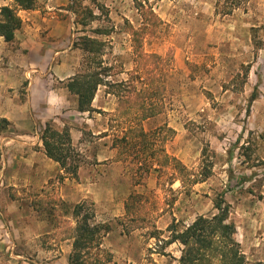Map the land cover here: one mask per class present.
<instances>
[{"label": "rangeland", "instance_id": "rangeland-1", "mask_svg": "<svg viewBox=\"0 0 264 264\" xmlns=\"http://www.w3.org/2000/svg\"><path fill=\"white\" fill-rule=\"evenodd\" d=\"M232 1L37 0L41 24L8 47L21 49L22 83L0 97L27 107L35 81L38 97L51 92L52 115L64 102L52 120L60 132L82 131L72 138L80 167L73 176L57 164L49 192L9 188L51 231L0 247V264H68L76 220L63 204L79 203L111 226L101 245L105 264H179L182 246L168 244L169 227L212 216L222 194L247 264H264V0H240L226 14ZM86 37L102 42L103 84L93 111L79 115L65 86L94 66L82 49ZM66 118L70 124L62 126ZM12 127L0 131V195L4 144L30 140ZM41 127L35 119L34 128ZM74 195L81 201H70ZM1 221L10 228L0 207Z\"/></svg>", "mask_w": 264, "mask_h": 264}, {"label": "trees", "instance_id": "trees-1", "mask_svg": "<svg viewBox=\"0 0 264 264\" xmlns=\"http://www.w3.org/2000/svg\"><path fill=\"white\" fill-rule=\"evenodd\" d=\"M12 1V6L0 8V36L7 44L15 43L16 33L22 27L19 11H32L37 7V0ZM240 2V0H233L226 14L239 7ZM82 49L93 61L94 66L69 78L65 87L76 97L77 110L85 113L93 111L92 104L97 90L103 84L101 72L97 71L100 68L98 60L102 52V42L86 37L83 39ZM255 99L256 94H253L251 102ZM7 125L9 121L1 119L0 131ZM40 139L45 154L58 163L62 170L76 176L80 162L76 157L70 131L64 129L60 132L51 125V122H47L42 128ZM165 158L167 163L174 161L167 155ZM245 179L246 177H241L239 184L244 185ZM40 202L42 203L39 201V204ZM63 205L68 207L66 214H70L76 220V226L72 229L73 248L68 256V264H105L103 262L105 252L101 245L111 231V226L96 222L94 210L85 203L74 206ZM54 207L52 206L51 210H54ZM214 208L216 213L212 216H198L182 229L177 228L176 223L169 227L168 244L179 243L182 246L179 264H247L246 255L236 237L237 227L230 217L232 206L224 194L215 199ZM110 262L109 259L108 263ZM16 264L40 263L31 258H24L18 260Z\"/></svg>", "mask_w": 264, "mask_h": 264}, {"label": "crops", "instance_id": "crops-1", "mask_svg": "<svg viewBox=\"0 0 264 264\" xmlns=\"http://www.w3.org/2000/svg\"><path fill=\"white\" fill-rule=\"evenodd\" d=\"M12 5V0H0V8ZM36 13V10L19 11V16L22 19V27L16 33L15 43L20 40L22 30L27 31L30 30L29 28L36 26V24H41V20H36L38 17V14ZM42 19L43 21H46V18ZM20 46H22V43H20ZM8 47L9 44H7L0 36V90L4 91H6L8 87H19L22 83L19 82L17 76V74L21 71L17 64L21 61V58L18 61V53L21 49L12 51L9 50ZM8 60L12 63L7 64L6 61ZM34 85L35 81H33L30 88L29 104L27 107L14 97L10 98L5 94L0 97V119H6L9 123L12 122L15 124L18 128L15 129V127H12L14 129L13 132H15L22 139L23 137L30 138V140H22L17 143L12 139H8V141L4 144L7 170L4 176V181H2L3 190L0 195V207L4 212V216L7 219V223L10 228L4 229V223L1 221V248H16L20 245L19 243L25 235L33 236L32 234H34L36 239H39L42 234H48L51 231L46 220L38 222L31 208L25 209L24 204L21 206V204L17 200L11 198L8 193L10 187L16 188L17 190L25 188V192L27 193L37 191L41 192L42 189H47L49 192L50 182L55 178L57 173L58 163L50 159L45 154L42 141L40 139L41 134H39V132L42 131L43 126H45V123L47 122H51V125L55 129H60L56 127V124L52 119L56 115L63 112L65 104L63 102V104L59 107V111L52 115L51 112L54 107L52 106L53 101L50 100L52 99V96L49 97L51 92H47L45 97L40 98L36 95V93H34ZM52 91L55 92V90ZM71 107V111L73 113H78L79 115L85 114L77 110V100H74L73 106ZM35 119L42 125V127L38 130L34 128ZM78 119L81 120V118L75 116L73 120L75 123H78ZM66 124H70V120L67 118L64 121H61L62 126H65ZM79 133L82 134V131L79 129H77L74 133L73 130L70 131L71 138L75 140L77 137L76 135H79ZM99 133L100 132H98V134ZM79 175L81 176L82 174L79 173ZM63 197L64 200L69 199L68 195ZM74 197L75 198H70V201L73 200V202H79L82 199V197L77 195H74Z\"/></svg>", "mask_w": 264, "mask_h": 264}]
</instances>
